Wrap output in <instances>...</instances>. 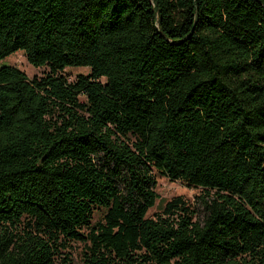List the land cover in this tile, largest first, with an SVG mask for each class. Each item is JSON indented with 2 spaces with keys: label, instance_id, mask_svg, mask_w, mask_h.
<instances>
[{
  "label": "trees",
  "instance_id": "1",
  "mask_svg": "<svg viewBox=\"0 0 264 264\" xmlns=\"http://www.w3.org/2000/svg\"><path fill=\"white\" fill-rule=\"evenodd\" d=\"M18 51L48 71L0 67V264H264V0H0ZM156 173L203 218L148 217Z\"/></svg>",
  "mask_w": 264,
  "mask_h": 264
},
{
  "label": "rangeland",
  "instance_id": "2",
  "mask_svg": "<svg viewBox=\"0 0 264 264\" xmlns=\"http://www.w3.org/2000/svg\"><path fill=\"white\" fill-rule=\"evenodd\" d=\"M3 65H14L19 67L21 70L26 72V74L32 78L34 76H42L48 71L47 67H35L31 65L23 51H18L4 60L0 61V67ZM90 68L88 67H69L66 68L65 73L71 81H74L78 74H88ZM157 176V187L156 191L158 193V199L156 205L148 211V217H155L157 213H161L166 203L175 197L181 196L187 201L192 207L197 209L196 218L202 219L204 216V211L200 205L199 197L205 193V191L200 187H188L182 181L171 180L159 173ZM104 210L96 211L93 223H97L102 220ZM72 248H70L71 256L75 264H84V243L73 242Z\"/></svg>",
  "mask_w": 264,
  "mask_h": 264
}]
</instances>
